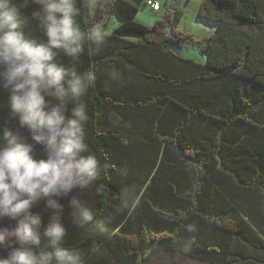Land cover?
I'll return each instance as SVG.
<instances>
[{"label":"trees","instance_id":"1","mask_svg":"<svg viewBox=\"0 0 264 264\" xmlns=\"http://www.w3.org/2000/svg\"><path fill=\"white\" fill-rule=\"evenodd\" d=\"M14 3L31 21L27 31L46 43L33 18L40 6ZM77 7L85 32L112 12L125 22L95 55L86 45L78 60L56 56L88 84L83 155H95L101 169L91 188L52 197L63 206L68 255L78 264H142L159 247L205 264H264V0H202L199 17L217 23L204 41L175 27L167 32L179 11L167 10L149 27L126 0H110L95 17L84 0ZM185 44L206 52V62L182 57ZM73 107L69 101L66 115ZM33 155L47 159L45 151ZM145 184L130 214L123 201ZM73 198L93 212L84 228L74 222ZM31 212L42 219L43 248L57 211L45 198ZM18 219L0 217V230L14 229ZM14 248L19 243L0 245V258Z\"/></svg>","mask_w":264,"mask_h":264},{"label":"clouds","instance_id":"2","mask_svg":"<svg viewBox=\"0 0 264 264\" xmlns=\"http://www.w3.org/2000/svg\"><path fill=\"white\" fill-rule=\"evenodd\" d=\"M40 11L33 18L47 37V42L34 39L27 31L30 19L25 17L14 0H0V77L10 92L9 107L19 117L20 126L32 133V139L44 146L47 159L37 160L33 147L19 135L5 129L6 147L0 150V217L18 219L17 226L0 230V245L17 242L8 258L0 264H78L64 247L66 230L61 223L63 206L52 197L71 193L74 189L91 188L99 179L100 163L88 151L84 124L86 106L81 102L88 84L75 67L56 63L58 52L78 60L88 45V54L95 55L104 43L107 29L97 23L87 32L77 21L81 15L77 0H33ZM110 0H84L89 17ZM27 6V0L25 7ZM95 46V47H93ZM45 94L59 101L50 106ZM74 107L66 115L67 104ZM145 184L139 194H129L123 206L134 212L141 203ZM55 215L43 236L47 243L41 248L39 229L42 219L33 215L32 207L42 199ZM129 200L131 203H129ZM74 222L84 228L94 215L87 202L71 200ZM41 248L37 254L33 248Z\"/></svg>","mask_w":264,"mask_h":264},{"label":"rangeland","instance_id":"3","mask_svg":"<svg viewBox=\"0 0 264 264\" xmlns=\"http://www.w3.org/2000/svg\"><path fill=\"white\" fill-rule=\"evenodd\" d=\"M126 1L138 8V14L135 20L149 27L154 26L158 20H161L167 10L181 12V19L174 22L173 26L167 28L168 33L175 27L178 31L189 32L197 40L204 41L215 32L217 27L216 22L199 17L202 0H157L162 4V10L157 13H154L150 7L145 4L148 0ZM124 22L125 18L123 16L116 12H112L111 15H107L100 23H103L104 28L107 29V33H111ZM180 55L202 64L207 60L206 52L189 44L183 45L180 50ZM146 258L147 260L143 261L142 264H205L177 253H168L159 247H154L152 250L148 251L146 253Z\"/></svg>","mask_w":264,"mask_h":264},{"label":"water","instance_id":"4","mask_svg":"<svg viewBox=\"0 0 264 264\" xmlns=\"http://www.w3.org/2000/svg\"><path fill=\"white\" fill-rule=\"evenodd\" d=\"M0 71H3V69L0 68ZM7 93H8V89L4 87V81L2 77H0V150H3V148L6 147L7 144V142L4 139V131L7 128V126L17 122L19 123V117L13 114V112L9 107ZM27 131H28V135L24 141L27 144L32 145L33 151L40 152L42 148H44V146L37 144L32 139L31 131L29 129H27Z\"/></svg>","mask_w":264,"mask_h":264},{"label":"flooded vegetation","instance_id":"5","mask_svg":"<svg viewBox=\"0 0 264 264\" xmlns=\"http://www.w3.org/2000/svg\"><path fill=\"white\" fill-rule=\"evenodd\" d=\"M6 129H10L11 131H13L16 134H19L24 140L26 139L27 135H28V131L27 128H23L20 126V123H14L11 125H8ZM44 148H42V150L40 152H44ZM34 152H38V151H34Z\"/></svg>","mask_w":264,"mask_h":264},{"label":"built area","instance_id":"6","mask_svg":"<svg viewBox=\"0 0 264 264\" xmlns=\"http://www.w3.org/2000/svg\"><path fill=\"white\" fill-rule=\"evenodd\" d=\"M148 6L152 8L153 11H158L161 9V5L159 2L149 0L146 2Z\"/></svg>","mask_w":264,"mask_h":264},{"label":"crops","instance_id":"7","mask_svg":"<svg viewBox=\"0 0 264 264\" xmlns=\"http://www.w3.org/2000/svg\"><path fill=\"white\" fill-rule=\"evenodd\" d=\"M157 1V0H156ZM161 3V2H160ZM161 10H162V4H161Z\"/></svg>","mask_w":264,"mask_h":264}]
</instances>
